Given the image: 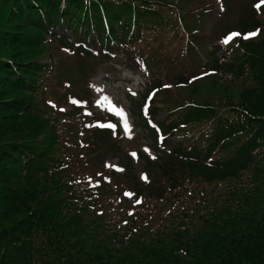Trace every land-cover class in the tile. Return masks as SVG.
Returning a JSON list of instances; mask_svg holds the SVG:
<instances>
[{
    "label": "trees",
    "instance_id": "1",
    "mask_svg": "<svg viewBox=\"0 0 264 264\" xmlns=\"http://www.w3.org/2000/svg\"><path fill=\"white\" fill-rule=\"evenodd\" d=\"M183 2L0 0V264H264V10L248 8L242 37L213 44L211 82H191L203 38L188 30ZM57 29L80 46L149 48L155 81L140 103L146 115H132L152 157L139 151L135 163L107 128L83 132L65 96L61 50L71 44ZM258 29L259 39L244 38ZM221 72L232 81L220 83ZM211 84L221 99L206 96ZM111 158L121 173L105 168Z\"/></svg>",
    "mask_w": 264,
    "mask_h": 264
},
{
    "label": "rangeland",
    "instance_id": "2",
    "mask_svg": "<svg viewBox=\"0 0 264 264\" xmlns=\"http://www.w3.org/2000/svg\"><path fill=\"white\" fill-rule=\"evenodd\" d=\"M250 2L251 0H227V3L225 2L226 9L223 7L221 0H184L183 5L190 13L209 14V19L202 27V32L209 38V42L206 43V46H209L211 41L221 38L228 31H235L241 12L244 10V7L248 8V4ZM262 31L263 30L248 38L259 39ZM60 35H65L66 38H70V34H65L64 30L60 31ZM52 48L60 51V47L58 45H52ZM61 53L65 54L69 59V72L67 73V78L64 81L68 86H70L69 88L72 91L67 93L65 96L67 97L68 94H72L69 98L74 97L72 99L73 102H78V104L82 106L84 114H87L85 109H88L89 105L86 102V97H89L88 99L92 98L95 113L97 115L107 114L106 112L111 110V108H109V101L116 102L118 107L121 108L116 110L122 114L124 118V121H120V124L124 133L121 137V141L125 151H137L141 149L143 145L147 144V141H143L145 134L141 130L135 131L130 120L126 119V110L129 106V102L126 100V95L130 92H140L141 82H144L145 77L140 74L138 70L129 67L126 64L127 62L122 61L117 55H114L115 57L109 61L103 60L102 62H99L82 58L79 53H72V51L69 50H61ZM82 61L85 64L81 63ZM75 67H79L81 70H86L89 78L88 83L79 79V75ZM212 80L209 79L208 81L211 82ZM204 90L207 94L206 96L213 98L214 101H216V99H221L220 97L222 93L217 89L214 90V86H212V84L208 85L207 88L204 87ZM172 91L177 96V90L173 88ZM136 95H138V93ZM183 95L184 94L180 97ZM75 97L80 100H76ZM184 97L187 98V95ZM170 98L174 99V95ZM59 104H62L61 100L59 101ZM107 166L111 169H116V160L108 162ZM104 179H106V182L108 183V179L110 178L106 176ZM88 180L90 181V179ZM110 180L111 185L115 187L116 182L122 191L127 188V184L125 183V187L122 182L117 180V178ZM99 181L100 180L97 177V182ZM120 188H118V191H120ZM111 190L113 189L111 188ZM122 191L119 193L120 195H122ZM125 191L126 190L123 192Z\"/></svg>",
    "mask_w": 264,
    "mask_h": 264
},
{
    "label": "snow or ice",
    "instance_id": "3",
    "mask_svg": "<svg viewBox=\"0 0 264 264\" xmlns=\"http://www.w3.org/2000/svg\"><path fill=\"white\" fill-rule=\"evenodd\" d=\"M262 4H264V0H258V3L254 7L259 9ZM239 35H241V34L237 33V32H232V33L228 34V36H226L222 42L224 44H227L232 38L239 36ZM254 35H256V32L246 33V34H244V38L247 39L248 37L254 36ZM133 155H135V154H133Z\"/></svg>",
    "mask_w": 264,
    "mask_h": 264
}]
</instances>
